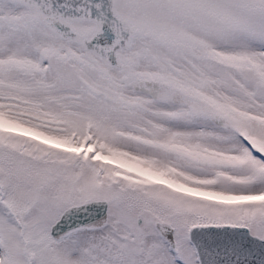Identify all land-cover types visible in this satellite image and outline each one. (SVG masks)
<instances>
[{
    "label": "snow or ice",
    "instance_id": "1",
    "mask_svg": "<svg viewBox=\"0 0 264 264\" xmlns=\"http://www.w3.org/2000/svg\"><path fill=\"white\" fill-rule=\"evenodd\" d=\"M0 264H264V0H0Z\"/></svg>",
    "mask_w": 264,
    "mask_h": 264
}]
</instances>
